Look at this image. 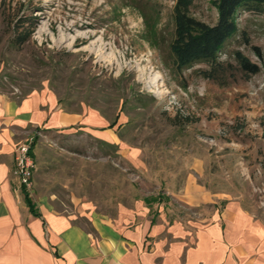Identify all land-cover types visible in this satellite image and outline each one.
Listing matches in <instances>:
<instances>
[{"label":"rangeland","instance_id":"374dc122","mask_svg":"<svg viewBox=\"0 0 264 264\" xmlns=\"http://www.w3.org/2000/svg\"><path fill=\"white\" fill-rule=\"evenodd\" d=\"M213 1L194 0L192 16L215 24ZM175 4L0 0V91L16 100L51 95L59 111L81 117L26 133L35 203L44 198L82 224L86 214L137 213L196 228L215 205L238 200L264 223V6L238 13L239 31L221 55L238 68L241 52L260 72L235 69L220 85L199 75L205 64L176 67ZM146 18L157 21L156 36ZM24 28L31 38L15 45ZM189 178L222 198L196 206L176 196Z\"/></svg>","mask_w":264,"mask_h":264},{"label":"crops","instance_id":"0c3cea01","mask_svg":"<svg viewBox=\"0 0 264 264\" xmlns=\"http://www.w3.org/2000/svg\"><path fill=\"white\" fill-rule=\"evenodd\" d=\"M80 119L59 111L51 95L16 100L0 91V264H264V223L238 200L215 205L211 221L196 228L137 213H91L82 224L44 198L33 201V213L14 174L16 147L30 130ZM180 193L196 206L222 198L192 178Z\"/></svg>","mask_w":264,"mask_h":264},{"label":"trees","instance_id":"16d2710c","mask_svg":"<svg viewBox=\"0 0 264 264\" xmlns=\"http://www.w3.org/2000/svg\"><path fill=\"white\" fill-rule=\"evenodd\" d=\"M174 39L170 44L174 62L178 69L194 67L197 64H205L207 67L199 69V75L207 80H212L220 85L235 76V69L240 70L244 75H255L260 72V67L252 63L241 52L234 54L238 68L221 60V55L227 43L239 31L237 15L241 11L261 12L264 0H214V5L218 11V20L210 25L196 19L191 14L194 0H175ZM35 18L28 21H35ZM148 23V18H146ZM149 31L153 36L157 34V21L148 23ZM32 36L29 28H24L15 39V45L23 46ZM26 201L33 213L37 214L35 204L30 195L26 193ZM155 198L154 201H162L164 195ZM151 206V199H145Z\"/></svg>","mask_w":264,"mask_h":264},{"label":"built area","instance_id":"2783aa9c","mask_svg":"<svg viewBox=\"0 0 264 264\" xmlns=\"http://www.w3.org/2000/svg\"><path fill=\"white\" fill-rule=\"evenodd\" d=\"M34 168V143L32 139H26L16 147L14 174L19 178L20 186L28 194L34 185Z\"/></svg>","mask_w":264,"mask_h":264}]
</instances>
